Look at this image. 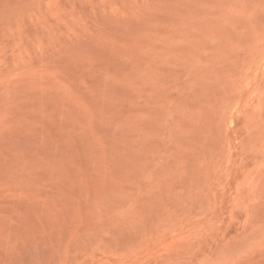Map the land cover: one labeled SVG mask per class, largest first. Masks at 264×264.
Instances as JSON below:
<instances>
[{"label": "rangeland", "instance_id": "374dc122", "mask_svg": "<svg viewBox=\"0 0 264 264\" xmlns=\"http://www.w3.org/2000/svg\"><path fill=\"white\" fill-rule=\"evenodd\" d=\"M0 264H264V0H0Z\"/></svg>", "mask_w": 264, "mask_h": 264}]
</instances>
